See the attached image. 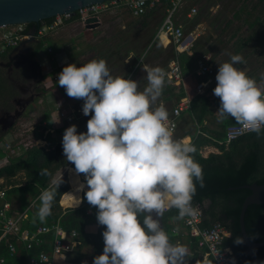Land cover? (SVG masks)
I'll use <instances>...</instances> for the list:
<instances>
[{"label":"clouds","instance_id":"9594fccd","mask_svg":"<svg viewBox=\"0 0 264 264\" xmlns=\"http://www.w3.org/2000/svg\"><path fill=\"white\" fill-rule=\"evenodd\" d=\"M241 55L219 64L213 94L220 99L218 119L230 117L243 129L261 134L264 128V89L235 65ZM146 86L114 76L104 59L77 67L67 64L57 83L67 96L82 99V113L90 116L86 132L65 129L63 154L84 174V199L97 208L96 220L104 226L103 253L92 264H188L189 249L172 243L161 226L166 211L176 209L177 219L195 214L196 184L204 187L203 169L195 161L194 145L173 139L165 122V75L160 67H143ZM40 175H51L42 169ZM62 179L44 189L38 199L41 222L52 214ZM82 200L76 199L75 206ZM237 243H242L237 238ZM65 259L57 253L56 257ZM55 257V258H56Z\"/></svg>","mask_w":264,"mask_h":264},{"label":"trees","instance_id":"16d2710c","mask_svg":"<svg viewBox=\"0 0 264 264\" xmlns=\"http://www.w3.org/2000/svg\"><path fill=\"white\" fill-rule=\"evenodd\" d=\"M198 4V0H193ZM263 3L264 0H258ZM192 5V4H191ZM257 4L253 8H257ZM163 8L165 11L164 3H157L153 7L146 10V12L138 16L137 22L140 27H146L150 21V17L155 10ZM188 9V8H187ZM186 10H184L185 18ZM78 18L75 14L69 18L66 22H70ZM53 18L46 19L45 22L51 23ZM232 20H227L224 24L222 32L225 28L229 27ZM262 24H264V14L262 17ZM33 24H27V28H31ZM254 40L257 42L258 54L264 56V26L260 31H257L254 35ZM39 40L35 47L37 52L45 40ZM154 39H156L154 37ZM157 40V39H156ZM248 40V39H247ZM168 43V38L164 42ZM175 48V45L173 44ZM95 49L91 48V52ZM206 54V50H199L196 42L193 43L189 51L177 52L173 50L169 60H176L180 71L181 80L175 81L171 76L165 75V85L163 93L160 97L162 101H172L176 104L178 100L183 97H187L190 100V108L183 112L190 116L191 120L199 129L204 133L197 134V131L192 134L185 132L178 136L177 140L189 135L192 138L196 151L193 153V157L203 169L204 187H200L199 183L196 184V193L193 197L192 203L204 204L208 202L207 206L203 208V219L201 225L203 227H210L215 223H221L226 226L229 231V237L223 241V246L230 247L237 255L238 260L243 264H264V246L254 249L256 260H253L249 255L245 254V241L241 234L239 224V214L241 205L244 199L250 194V190L244 188L246 184L256 182L258 184L264 183V128L261 130V134L257 135L255 132H248L240 135L236 139L232 140L228 145H225V131L226 128L235 123V120L226 117L222 119L220 131H211L204 124V120L208 116L213 118L217 117V111L220 105L219 97L213 94V89L216 84L211 83L203 88L200 93L199 89L202 82L206 81V77L196 74L197 61ZM92 59H96L93 54L87 58L80 59V55L74 59L77 67L89 62ZM264 60V59H263ZM216 71H214L213 77ZM174 83L180 84L181 89L178 93H174ZM262 89L264 86L259 85ZM163 103V102H161ZM164 104V103H163ZM174 104V105H175ZM173 105V106H174ZM182 113V114H183ZM181 114V115H182ZM86 117V116H85ZM84 118V116H80ZM87 131L86 127H81L77 132ZM6 133L0 134V140ZM50 135L47 137L49 138ZM36 140H42V135H37L34 143L29 146L26 151L19 157L13 158L8 162L0 164V189L5 182L15 178L19 173L23 174L24 182L19 184H10L6 188V195L10 197L12 203H16L19 206V210H25L28 208L27 219L24 221L23 226L29 229H34L42 224H50L53 222H59V224L66 230H75L78 234L77 242L78 246L73 255H69L67 260H71L73 263H79L83 257V248L90 246L92 249L91 260L95 256L103 253L104 241L102 232L104 226L97 223L96 213L97 208L90 205L86 199H84V192L81 191L79 199L82 200L78 207H66L60 201L62 195L66 193L70 187L67 182H62L57 190L55 200L53 202L52 214L41 222L37 216V211L40 206L38 199L40 193L53 185L55 173L62 167L74 165L66 160L63 154V148L61 141L52 142L50 145H42L41 142ZM205 145H211L216 147L219 152L210 153L204 157L200 153V148ZM42 169H47L51 175H40ZM84 175V174H82ZM68 181V179H67ZM81 184V182H79ZM82 194V199H81ZM29 196L31 203L27 204L26 197ZM60 203L62 205H60ZM72 203L68 206H75ZM178 212L176 209L166 211L162 218L163 229L170 237L172 243H176L177 235L173 233V229L181 227L183 219H177ZM95 225V231L90 230V227ZM245 230L248 239L252 242L264 243V204H250L245 212L244 216ZM242 239V243H237V238ZM52 239V235L49 236ZM186 238L184 245L189 246V260L188 264H204L202 261L203 252L196 248V242ZM46 250H50V246H45ZM35 252V250H34ZM0 254L6 257V264L13 262L14 264H22L27 256V252L22 250L18 260L14 261L16 256H10L8 251L0 246ZM11 259V260H10Z\"/></svg>","mask_w":264,"mask_h":264},{"label":"rangeland","instance_id":"374dc122","mask_svg":"<svg viewBox=\"0 0 264 264\" xmlns=\"http://www.w3.org/2000/svg\"><path fill=\"white\" fill-rule=\"evenodd\" d=\"M191 4L196 7L195 14L187 19L184 15L185 12H181L178 21L183 24L184 40L188 36H192L193 40L190 43L196 42L200 51L206 50L204 55L210 58L209 61L216 71L213 83H217L215 76L219 64L228 61L231 55L238 54L243 57L244 62L235 66L249 77L254 78L258 86H264V56L258 54L257 42L254 40L255 33L264 26L262 24L263 3L258 0H198V4L191 1L187 3V6ZM255 4L258 6L256 9L253 8ZM164 15L163 8L155 10L148 25L143 28L137 22L138 17H132L124 10H110L102 14L96 21L98 22L97 27L92 29L84 27L78 18L70 22L64 21L55 32L45 38L40 52L47 53L46 45H51L54 51L63 53L60 54L62 57L56 55L54 57L58 59V63L64 62L65 66L75 63L74 59L79 55L82 59L93 54L97 60L104 59L107 62V66L114 76H125L138 81L142 90L147 83L143 67L145 65L160 67L162 71H166L171 62L169 58L173 50L178 51L173 47V43L163 45L159 40L154 39L163 22ZM229 19L232 20L231 25L222 32L224 23ZM91 48H94L95 51L91 52ZM46 59L47 64L41 66L43 73L41 94L35 97L22 117L8 130L9 132L7 131L12 139H15V143L18 142L25 147L31 146L37 135L46 133L48 141L59 142L62 140L66 128L71 125H76L77 130L83 126L86 127L87 120L91 116L90 114L80 118L82 113L77 112V109H82L83 100L67 96L65 89L57 83L58 79L55 77H58L65 66L52 71L55 65L50 63V56ZM173 87L175 88L174 93H178L181 89V85L177 83H174ZM161 102L164 103L168 112L175 104L172 101L166 102L159 98L156 106H159ZM179 102L180 100L176 104ZM74 110L76 117L74 122H67L59 116L61 111L72 115L71 111ZM206 119L208 129L211 131L222 130V120L210 116ZM196 128L197 126L190 116L183 113L172 134L173 139L177 140L178 136L185 132L192 134L197 131ZM48 135H50L49 138ZM4 137L0 140V145ZM207 146L209 147L206 149L201 147L200 150L203 153H208L207 155L219 152L218 149L210 147V145ZM3 156L4 154L0 151V159ZM66 167L60 168L55 173V181L62 179V182L68 183L65 174ZM22 182H24V177L22 173H19L15 178L5 182L3 187L7 188L10 184ZM26 202L27 204L32 202L29 196L26 197ZM207 204L208 202L205 201L204 206ZM15 206L19 207L17 202ZM91 251L90 247L84 250L87 254Z\"/></svg>","mask_w":264,"mask_h":264},{"label":"built area","instance_id":"2783aa9c","mask_svg":"<svg viewBox=\"0 0 264 264\" xmlns=\"http://www.w3.org/2000/svg\"><path fill=\"white\" fill-rule=\"evenodd\" d=\"M191 1L193 0H108L101 4H93L80 8L75 14L78 15V19L86 27L85 21L88 18L95 17L98 19L102 14L110 10H124L130 16L138 17L157 3H164V19L155 38L163 45H166L161 40V35L165 34L168 38V43H173L178 50L177 52H182L189 51L192 43H190L191 41L183 43L185 41L183 24L178 21V16L187 8V17L191 18L195 14V5L187 6V3ZM71 17L72 15L70 14H64L54 17L51 23L44 21L45 23L43 22L36 27L35 38L38 41L44 39V37L55 32L64 21H67ZM32 31L33 28L28 29L27 24L0 26V52L17 46L21 41L29 38ZM40 49L36 52V59L41 66L47 64L46 57L48 56H50V63L55 65L52 71L65 66L64 62L58 63V59L54 57L55 55L62 57L60 54L63 53L54 51L51 45H46L47 53H41ZM209 59L207 55H203L196 64V74L206 77V81L202 82L199 89L200 93L204 87L212 82V76L215 71V67ZM163 72L164 75H170L176 81L181 80V71L176 60H172L168 69ZM55 78L58 79V77ZM189 108L190 100L187 97H183L168 112L169 118L165 124L172 134L177 128L181 114ZM77 112L82 113V109H77ZM71 113L72 115H69L61 111L59 116L67 122H74L76 119L74 115L75 110L71 111ZM82 116H84L83 113ZM8 132H6L5 137L3 136L4 140L0 145V151L4 154L3 158L0 159L2 163L19 157L28 148L18 142L15 143V139H12ZM248 132L251 131L243 129L236 122L229 125L225 131V145H228L232 140ZM46 134L42 135V140L36 141L41 142L42 145H50L52 142L46 139ZM197 134L204 135L199 127ZM179 140L185 141L184 137ZM187 142L194 145L192 139H189ZM200 153L201 155L203 154L201 150ZM0 199L4 200L0 207V246H3L10 256L19 255V249H22L27 252L24 264H56L59 261H65L69 255L75 252L78 246V234L75 230L68 231L64 229L58 221L50 224H42L34 229L24 227L23 223L27 219L28 208L17 213H12L11 204L5 200V191L2 189H0ZM192 205L195 209V214L186 216L182 221L181 227L173 229V233L177 235L176 243L184 244V236L191 239L190 243L192 241L196 242V248L203 252L202 261L204 264H243L238 260L237 255L230 247L223 246L224 239L230 235L229 229L221 223H215L210 227H203L201 223L204 204L192 203ZM50 235H52V239L49 238ZM46 245L50 246V250L45 249ZM57 253L64 255L65 259H59V256L56 257ZM0 264H6V258L1 254Z\"/></svg>","mask_w":264,"mask_h":264},{"label":"water","instance_id":"95a60500","mask_svg":"<svg viewBox=\"0 0 264 264\" xmlns=\"http://www.w3.org/2000/svg\"><path fill=\"white\" fill-rule=\"evenodd\" d=\"M105 1L108 0H0V26L9 24H33L37 27V25L43 23L46 19L64 14L74 16L76 11L80 8L93 4H101ZM96 21L97 18L95 17L88 18L85 21L86 28L92 29L97 27L98 22ZM36 27L33 28L30 37L21 41V43L27 44L31 41L38 42L35 38ZM192 40L193 37L188 36L183 43ZM17 48V46L14 47V49ZM33 100V97H31L26 103L29 104ZM6 119L7 124L2 127L4 133L13 125L14 115H10ZM243 187L249 189L250 194L244 199L241 205L239 214L240 230L246 244L245 254L249 255L253 260H256L254 249L264 246V243L252 242L248 239L244 225V216L246 209L250 204H264V183L258 184L253 182L251 184H246ZM161 226L163 227L162 220Z\"/></svg>","mask_w":264,"mask_h":264},{"label":"flooded vegetation","instance_id":"af4514ba","mask_svg":"<svg viewBox=\"0 0 264 264\" xmlns=\"http://www.w3.org/2000/svg\"><path fill=\"white\" fill-rule=\"evenodd\" d=\"M36 45V41L20 42L17 49L0 52V134L8 116L14 115L13 127L34 100L26 101L41 94L43 73L36 59Z\"/></svg>","mask_w":264,"mask_h":264},{"label":"crops","instance_id":"0c3cea01","mask_svg":"<svg viewBox=\"0 0 264 264\" xmlns=\"http://www.w3.org/2000/svg\"><path fill=\"white\" fill-rule=\"evenodd\" d=\"M163 42V41H162ZM164 43V42H163ZM213 81V80H212ZM211 83V82H210ZM208 86V85H207ZM176 105V104H175ZM207 123V119L206 120H204V124H206ZM192 139L189 135H187V136H184V140L185 139ZM205 149L207 148V147H209V146H207V145H205V146H203ZM210 147H213V148H215V149H217L216 147H214V146H211L210 145ZM208 152H210V151H208ZM208 154V153H207ZM206 153H203L202 154V156H204V157H206V156H208ZM66 168H68V172H69V177H68V181H69V184H70V189L72 188V185H71V183H70V180L72 179V174L73 175H75L76 176V178H77V180H78V183L79 182H81V183H84L85 181H84V175H82V174H77L76 172H75V169L73 168V167H71V166H68V167H66ZM2 182V180H0V183ZM80 184V183H79ZM1 189L2 190H4L5 191V200H7V201H9L10 202V204H11V207H12V213H17V212H19V211H22V210H19L16 206H15V203H12V201L11 200H13V199H11L10 197H7V193H6V188H4V187H1ZM69 189V190H70ZM68 190V191H69ZM87 190V188H85V191ZM67 191V192H68ZM66 192V193H67ZM83 192V191H82ZM65 193V194H66ZM80 193H81V191H80ZM64 194V195H65ZM63 195V196H64ZM63 196L61 197V199L63 198ZM61 199H60V201H61ZM81 199H82V195H81ZM3 199H0V207H1V205H2V203H3ZM61 204V203H60ZM62 205V204H61ZM70 205V204H69ZM80 205V204H79ZM78 205V206H79ZM78 206H68V205H62V207L63 208H66V207H78ZM90 230H92V231H95V225H92L91 227H90ZM184 240H186V236H184ZM87 247H90V246H85L84 248H83V250H82V252H83V257H82V259H81V261L79 262V263H73L71 260H65V261H59V262H57L56 264H92V260H91V253H92V251L91 252H89L88 254L86 253V252H84V250H85V248H87ZM187 247H189V246H187ZM20 248V247H19ZM91 248V247H90ZM77 249V248H76ZM20 250V252H19V255L21 254V252H22V249H19ZM92 250V249H91ZM76 252V251H75ZM74 253H72L71 255H73ZM19 255H17L15 258H13V259H15L14 261H16V260H18V258H19ZM4 256V255H3ZM5 257V256H4ZM6 258V257H5ZM11 260V259H10ZM10 264H14L13 262H10ZM22 264H24V262L22 263Z\"/></svg>","mask_w":264,"mask_h":264},{"label":"bare ground","instance_id":"6f19581e","mask_svg":"<svg viewBox=\"0 0 264 264\" xmlns=\"http://www.w3.org/2000/svg\"><path fill=\"white\" fill-rule=\"evenodd\" d=\"M161 40L163 42H165L167 40V36L165 34H162ZM187 141H188V139L186 138L185 142H187ZM65 174H66V177L68 179V177H69L68 168L65 169ZM70 183L72 185V188L66 194L64 193L65 195L63 194L64 196L62 195L63 198L61 199V202L66 204V205L75 203L76 199H79V196H80V191H77V188L80 184L78 183L76 176L73 174H72V179L70 180Z\"/></svg>","mask_w":264,"mask_h":264}]
</instances>
